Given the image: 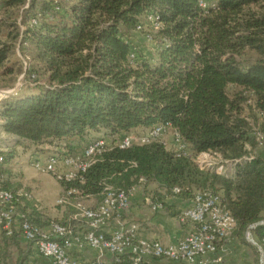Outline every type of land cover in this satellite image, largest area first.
Masks as SVG:
<instances>
[{"label":"trees","instance_id":"trees-1","mask_svg":"<svg viewBox=\"0 0 264 264\" xmlns=\"http://www.w3.org/2000/svg\"><path fill=\"white\" fill-rule=\"evenodd\" d=\"M211 2L201 10L198 0H0L3 14L23 10L24 26L22 31L13 22L8 40H0V70L15 75L7 65L20 38L42 66L25 68L21 60L27 84L1 103L0 128L15 141L14 151L54 153L55 147L77 156L108 138L113 146L83 180L59 182L64 194L77 190L96 207L105 187L128 192L144 180L156 187L155 204L175 195V188L184 200L213 192L237 221L240 237L262 223L264 0ZM150 14L158 29L145 26ZM157 125L178 133L189 156L159 141L115 145L122 135L145 134ZM14 151L0 152V187L16 193L20 189L5 175ZM202 153L220 154L232 174L200 169L192 158ZM32 200L22 198L18 210L45 229L52 221H40ZM252 234L260 243L264 225ZM0 242V264H21L13 263L11 252L21 250L17 237ZM116 264H132V256Z\"/></svg>","mask_w":264,"mask_h":264},{"label":"built area","instance_id":"built-area-1","mask_svg":"<svg viewBox=\"0 0 264 264\" xmlns=\"http://www.w3.org/2000/svg\"><path fill=\"white\" fill-rule=\"evenodd\" d=\"M201 10L213 6L211 0H198ZM36 23V22H34ZM145 26L158 29L159 24L150 14ZM142 26L139 27L141 29ZM23 74L16 86L0 92V107L3 100L15 97L26 85ZM159 141L172 149L178 156H189L188 145L181 136L170 133L166 125H157L147 133L141 135H122L118 137L116 146L128 149L135 144H146ZM113 143L108 138H99L91 143L81 154L68 155L54 151L47 156L36 154L30 164L39 173L49 175L58 182H74L83 180V175L95 164L99 157ZM214 157L221 159L214 163ZM193 161L202 170L226 173V164L218 153H202L193 156ZM4 157L0 155V178H2ZM145 181L141 180V184ZM107 186L103 192V199L96 207L87 206L80 192L69 190L61 196L57 205L71 206L75 209L70 219L84 222V229L78 230L71 225L52 221L48 228L40 229L33 224L28 216L18 210L22 198L31 199L32 196L24 190L14 192L0 187V241L4 237H12L16 230L22 239L32 244L38 255L47 259L51 264H116L127 255L132 256V264H140L148 258H165L172 262L184 264H221L222 259L213 257L224 250L230 243L237 229V221L231 212L222 204L218 195L209 190L197 192L191 199L190 205L179 215L181 224L189 228L188 233L176 244L165 245L160 240H147L139 236V226L125 218L131 206V193ZM175 195L180 190L172 191ZM158 212L164 210L163 203L152 206ZM115 223V230H109ZM264 225V221L262 222ZM247 239L255 241L252 234L247 233ZM261 254V264H264V234L261 242H257ZM96 251L111 256V262L96 258L86 260L75 256L74 252Z\"/></svg>","mask_w":264,"mask_h":264},{"label":"crops","instance_id":"crops-1","mask_svg":"<svg viewBox=\"0 0 264 264\" xmlns=\"http://www.w3.org/2000/svg\"><path fill=\"white\" fill-rule=\"evenodd\" d=\"M36 154L47 156L50 152L37 153L33 149L23 154L19 153V155L15 157L12 163L8 166L10 170L6 172V178L8 179L9 177L13 186L20 190L23 188L25 191L29 190V187H32L33 194H31L33 196V200L30 202V205L37 207V213L35 212V214L41 219V222L47 224L50 220L57 222H65V220H68L69 222L74 223V228L83 230L84 222L72 221L70 219L72 214L75 212H66L65 207H58L57 205L58 199L64 194L62 187H60L61 190L58 192L56 200H53L54 202L51 205L46 203V201H48L46 199H50L49 196H51V194L47 192L43 183L54 178L37 172L33 169L31 164H29V160H31ZM21 172L24 175V179L21 181L23 184H20L22 187L17 185L14 179V175H16L15 173L18 174ZM155 191L156 187L153 185L147 186L146 184H139L135 186L131 193V206L126 212L125 218L135 222L139 226V236L142 239H157L165 245L176 244L189 231L188 227L180 223L179 215L183 209L190 205L191 200H184L176 195L166 196L161 201L164 204V210L156 212L152 208L155 204L153 203L155 201L153 200ZM94 201L95 200L90 198V200H87L84 203L89 207H93L95 204ZM114 224L115 223L112 224L113 227L109 230L110 232L115 230ZM15 236L17 237V241L20 243L21 250H18L17 247L12 248L11 252L13 255V263L19 260L21 264H51L49 260L38 255L32 244L26 243L22 239L19 230H16ZM74 255L82 257L86 260H93L96 258L103 259L106 262H111L112 260L111 256L106 254L100 256V254L96 251L74 252ZM213 257L221 258V264H253L250 249L241 243L234 242L229 244L224 250L219 251ZM144 262L145 264H184L180 262H172L165 258H148Z\"/></svg>","mask_w":264,"mask_h":264},{"label":"rangeland","instance_id":"rangeland-1","mask_svg":"<svg viewBox=\"0 0 264 264\" xmlns=\"http://www.w3.org/2000/svg\"><path fill=\"white\" fill-rule=\"evenodd\" d=\"M11 13H12V15H11ZM22 14H23V10H21V9L11 11L10 12L11 17L9 15H6V14H3L0 12V40H2V41L8 40L9 33L12 32L11 31L12 30L11 24L13 22H18L22 31L24 30V28H23L24 26H22V24H21ZM20 40H21V38L19 39V41H17L15 53L11 57V60L9 61L8 65H7L8 67L14 68V70H16L15 75H9L8 73H6L7 71H5L4 69L0 70V92L3 90L12 89L18 83L19 78L23 74V73H21L22 67H23L21 60H24L25 68L29 67V66L31 68H35L37 70H41V68H42V66L37 61H35L33 59L34 58V52H33L32 48H30L27 45L22 46L20 43ZM24 56H29L30 59L24 58ZM19 70H21V72ZM45 79L46 78H44L42 73H41V80L43 81ZM0 125H1V122H0ZM133 135H139V134L134 133ZM15 145L16 144H15V141L13 140V138L4 134V132L0 128V152L12 153V151H14ZM60 150H61L60 148L58 150L57 148L55 149V147H53V149H52V151H58V152ZM14 152H15V154H14L15 157H17L19 155V153H22V154L25 153L23 148H18V149L16 148V150ZM261 154H263V156H264V151ZM30 161L31 160H29V164H30ZM212 161L217 164L221 161V159L214 157V159ZM15 174H16V175H14L15 183L17 185L23 184V183H21V181L24 179L23 173L21 172V173H18V174L15 173ZM225 174H228V175L232 174L230 163L226 164V173ZM43 185L45 186L47 192L51 194V196H49L50 199H46V200H48V201H46V203H49L51 205L54 202L53 200H56L57 194L61 190L60 189L61 185L55 179H51L48 182L46 181L43 183ZM20 187H22V185H20ZM22 190H23V188H22ZM29 190H31V193L33 194L32 187H29ZM255 241H256V239H255ZM257 241H258V239H257ZM234 242L235 243H241L250 249L251 254H252L253 264H261V254L259 253L258 248L255 245H253L247 239V232L242 237L234 234V236L231 238V241L229 244H232Z\"/></svg>","mask_w":264,"mask_h":264},{"label":"water","instance_id":"water-1","mask_svg":"<svg viewBox=\"0 0 264 264\" xmlns=\"http://www.w3.org/2000/svg\"><path fill=\"white\" fill-rule=\"evenodd\" d=\"M260 225H263V223L256 224V225H253V226L249 227L247 233H248V234H252V231H253L255 228H257L258 226H260ZM249 241H250L253 245L257 246V243H256L254 240H253V241L249 240Z\"/></svg>","mask_w":264,"mask_h":264}]
</instances>
